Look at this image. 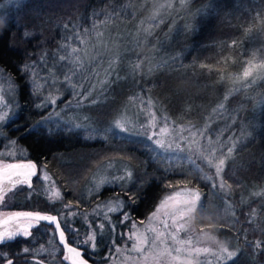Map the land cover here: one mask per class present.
Segmentation results:
<instances>
[{
	"label": "trees",
	"instance_id": "16d2710c",
	"mask_svg": "<svg viewBox=\"0 0 264 264\" xmlns=\"http://www.w3.org/2000/svg\"><path fill=\"white\" fill-rule=\"evenodd\" d=\"M3 12L0 30L6 19L10 23L0 33V65L15 78H20L17 64L56 54L67 33L90 20L96 24V88L88 99L97 102L85 100L73 109L79 114L68 113L75 114L76 125L111 128L107 142L85 139L83 128L66 135L60 123L29 134L27 129L47 108L34 107L40 102L20 78L19 118L9 123L20 129L9 135L26 152V160L43 159L62 188L68 180L75 203L82 207L97 196L96 191L83 193L95 166L108 159L128 160L135 176L124 188L135 196L128 209L134 219L152 212L169 184L198 182L202 194L197 211L206 216L201 223L210 229L218 225V236L237 248L238 260L228 264H264V79H259L264 69L260 76L243 78L247 61H264V0H24ZM142 101L173 126L197 127L216 117L212 129L225 125L227 134L241 133V142L225 157L226 190L209 188V181L190 164L155 155L163 159L162 166L144 165L141 157L155 160L148 154L150 143L145 146L144 136L119 133L114 127L121 114L140 109ZM66 171L69 175L63 176ZM35 187L18 188L12 208L57 211L59 202H47ZM110 191L124 195L116 185L98 193ZM97 237L101 250L109 240L119 239L107 225L103 238Z\"/></svg>",
	"mask_w": 264,
	"mask_h": 264
},
{
	"label": "rangeland",
	"instance_id": "374dc122",
	"mask_svg": "<svg viewBox=\"0 0 264 264\" xmlns=\"http://www.w3.org/2000/svg\"><path fill=\"white\" fill-rule=\"evenodd\" d=\"M22 1L24 0H0V13H4L3 11H6L10 7L13 8ZM73 49H75V51H73ZM56 51V54H53L52 56L38 62L36 61L34 64H19V69L17 72L24 83L25 72L28 73L27 80L30 82L31 92L26 86H24V89L28 91V94H35L33 96L37 102H41V96H44L45 98L49 96L52 98H57L56 105L47 108V111L43 112L42 116L45 117L49 116L50 113H54L48 120L45 121V125L48 124L51 126L53 124L60 123L64 125V129L69 125H76L77 123L73 122V115L71 114H79V111L74 112L73 110L79 107L77 104L72 103L71 107H65V103L68 101V98L74 97L71 94L69 86L66 82L67 78L71 76L72 85H74L76 88H79L82 92L85 89H88L90 86H93L92 91H94L96 88V24L92 23L90 20L86 24H82L79 29L72 31L71 33H67L65 42L62 43L60 48ZM81 66H83V69L87 71V75L82 80L78 74H73L75 73L76 69L80 68ZM21 69H24V71H21ZM262 74V69H257L253 76L256 77ZM20 78H15V76L10 71L6 72L0 67V115H6L8 117L5 122H0L1 135L4 134L8 136V130H6V128L4 129L3 127L17 114V92ZM259 79L263 80L264 75ZM142 103L143 104L140 105V109L135 107L133 112H129L125 115L121 114L116 120H119L125 127H134L138 129L140 125H146L148 123V114L151 113L156 116L158 127H164L165 125L164 123H161V121H164L165 117L156 115L149 106H146L143 101ZM220 117L222 116L220 115L219 118ZM215 119L216 117L209 119L204 124L193 127V129L196 131L205 127H210L211 130H215L216 134L211 135V142L212 145L216 147V155L221 156L225 160V157L228 155L227 147H233V145H237L238 142H241L243 137H241V133L236 134L231 132L227 134L225 125H220L215 129H212L211 124ZM38 121L39 119L34 120L33 125H35ZM167 127L171 134L165 135L164 137H161V139H163L166 144H172L173 150H161L153 143L147 141L144 135L137 136H144L143 139L145 140V146L150 143L148 145V154L155 158V160H150L146 157H141V159L144 160V165H150L151 167L162 166L164 162L163 159L155 157V155H160L165 157L166 160L169 158L171 162H175V164L185 166L190 164V162L183 159V157L189 155L192 149L203 150L207 147L206 142L199 135L195 136L194 139L187 141V143L176 139V137L180 135V129H186L191 126H173L167 121ZM239 128L242 130V123L239 124ZM173 129H175V131H173ZM68 132L69 131H64V134L67 135ZM183 135L187 136L188 133L184 132ZM11 141V139H7L2 143L1 147L3 146V148H0V163H12L20 160H26V152L23 151V149H21L17 144H12ZM177 145H179L180 149H183V151H175ZM189 145H191V148H189ZM9 153L13 154L12 159L8 158ZM205 154L207 155V153ZM77 155H80L79 152L76 154V157H74L75 159H78ZM69 158L70 156L67 155L66 160ZM192 159L196 160V163L199 164L201 168H203V171L198 173L201 179H203L205 173H207L209 176L213 175V173L207 167H204L203 164H200L199 159H197L195 155L192 156ZM95 167L96 168L92 171L84 184L83 193H85V196H88L91 191H96V193L101 192L105 186H115L116 184L113 183L115 177L123 176L126 174V172L131 171L133 175L130 179L127 181L118 182L123 184V186L128 187L132 184L133 178L135 176L128 160L108 159L99 163L98 166ZM193 170L195 169L193 168ZM44 171H46L47 174L52 177V181H54V183L42 181L41 179H38V182L36 183L35 177L32 180V186L36 185L38 187L33 188V191L34 189L37 191L40 190L47 199L52 188H59L63 199L57 206V213L61 216L62 220L63 217H67L69 215L67 211L62 210L63 203L77 205L78 208L73 209L74 211H83L89 220L95 221L96 218L93 216V209L97 205H99L101 209H104L105 205L117 195L115 191H110L106 195L104 194L102 196H96V198L89 201L85 207H82L75 203L76 200L72 197L73 192H70L68 189V180H65L64 182L62 181V184L64 185L62 188L57 182L58 177L53 176L52 173L46 168ZM61 174L63 176H67V174L69 175V171ZM40 175H42V173H40ZM219 179L223 180L222 172L220 173ZM213 182H215V180ZM169 185L174 187H167L166 193L161 197L154 210L150 212L144 219L132 218L129 223L120 224L118 222V215L112 214V222L116 224L115 234H117L119 239L117 241L114 239L109 240L101 250L97 237L96 244L98 252L96 253V260H100L101 264H205V258L203 256L198 257L196 255H186L183 253L193 252L196 248L211 249L212 252H219V247L221 246H226L229 252H234L236 254L234 260H238L237 248L235 247L234 243L229 240V238H222L218 236L221 234L218 231L219 226L217 225L214 227V229H210V224L201 223V220L206 216L205 214H201V212L197 211V206L201 202L202 194L199 183L177 181ZM185 188L189 189L187 194L180 195L177 199L169 201L166 208L158 211V209H160V205L166 200L167 197L172 195L177 196V192L182 193ZM219 190L224 191V189ZM13 196L14 194H11V200L8 202L10 206L0 207V211H13L11 209L12 202L14 200ZM47 202H49L48 199ZM41 204L43 206L46 205L45 203ZM153 213H156V215L153 216ZM217 217L219 218L220 216ZM75 219L81 222L80 219L72 217V221ZM165 220L168 221L169 225H171V220L175 222L176 228L179 230L178 232L173 233V237L179 242V254L171 252L173 242L167 238V231H165L164 225L162 223ZM210 220L213 221L212 218H210ZM82 224L84 225V223ZM133 224H135V228H133ZM93 227H95V223L93 224ZM152 229H155L156 233L165 232L163 242L157 240L153 243V236L155 233L151 231ZM170 230L171 229H169V231ZM86 233V227L83 232L80 231L81 235H85ZM134 233L143 234L148 238L149 243L148 245L143 246V251L138 252L133 248V245L136 243V241L134 239H129V237L133 236ZM161 234L163 235V233ZM98 235L100 234L97 233V236ZM110 241H114L115 247L120 249L118 253L110 247ZM189 244L191 247H186ZM56 251L57 250H54L52 252ZM106 253L111 256L110 260L103 259ZM224 259L225 261L229 262L227 256H225ZM207 261L208 264H218L217 257L212 255H208Z\"/></svg>",
	"mask_w": 264,
	"mask_h": 264
},
{
	"label": "snow or ice",
	"instance_id": "6c2138e0",
	"mask_svg": "<svg viewBox=\"0 0 264 264\" xmlns=\"http://www.w3.org/2000/svg\"><path fill=\"white\" fill-rule=\"evenodd\" d=\"M6 21V26L0 30V33L8 30L10 21L8 19H6ZM24 35L27 38V34L25 33ZM73 51H75V49H73ZM101 59H103V57H101ZM246 63L247 67L244 68L243 78L252 77L257 69H264V61H261L258 64H254L251 61H247ZM21 71H24V69H21ZM73 74H78L82 80L87 75V71L83 69V66H81L80 68L76 69L75 73ZM27 76L28 73L25 72V86L28 87L29 91L31 92V85L27 80ZM66 82L69 86L71 94L73 96H79L80 98L76 101H67L65 103V107H71L73 102L76 103L77 106H82L85 100H88L90 105L97 102L95 98L91 100L88 99L90 96H92L93 86H90L88 89L84 90V93H81L79 88H76L74 85H72L71 76L67 78ZM40 100V103L34 105L38 111L50 108L57 103V98H52L51 96L47 98L41 96ZM52 114L54 113H50L49 116H45L35 125L29 127L27 129L29 134L36 132L39 128L45 127V121L48 120ZM148 115V123L146 125H140L138 129L134 127H125L119 120H116L114 127L119 133L128 135L134 134L137 136L144 135L150 143H153L161 150H173L172 144H166L165 141L161 139V137L171 134L167 127L166 118L164 121H161V123H164L165 126L158 127L156 116L151 113ZM7 119L8 117L6 115H0V122H5ZM75 128H83L84 131L87 132V136L85 137L87 140H102L104 142H107V134L112 132L111 128H93L91 126L85 127L82 125H69L64 129H60V131H71ZM173 131H175V129H173ZM179 132L180 135H178L176 139L181 140L184 143H187V141L192 140L195 136L199 135L207 144V147L203 150L192 149L191 153L183 157V159L188 160L192 168L200 173L203 171V168H201L200 165L196 163V160L192 159V156L195 155L196 158L199 159L200 164H203L204 167H207L213 173L212 176H209L207 173H205L203 177V179L209 181V188L225 189L228 187V185H226L222 179H219L220 173L224 168L225 160L221 156L216 155V147L212 145L211 135L216 134L215 130H211L210 127H205L203 129L194 131L193 127H189L186 129H180ZM184 132H187L188 135L184 136ZM233 147H227V152L229 154H231ZM189 148H191V145H189ZM175 151H183V149H180L179 145H177ZM205 153H207V155ZM8 158L12 159L13 154L9 153ZM150 158L155 159L154 157ZM44 169L45 164L43 159H41L39 163L30 159L27 163H0V207L10 206L8 202L11 200V194H14L18 187H27L31 189L32 180L34 177H37L42 181L54 183V181H52V177H50L47 172L44 171ZM40 173H42V175H40ZM132 175L133 173L129 171L123 176L114 178L113 183H115L117 187L121 188V191L124 195L122 197L121 195L117 194L108 204L105 205L104 209H101L99 205H97L93 209V216L96 218L95 221L89 220L83 211H74L73 209L78 208V206L68 203L62 204V210L69 213L67 217H63V225L61 223L60 215L41 214L38 211H0V247L15 241L17 237L31 238L33 236L32 229L35 228L39 231L41 223L44 222L46 225L55 229V232L50 233V235L55 237L56 242L59 245V250L63 253V264H89L90 260H95L96 264H101V261L96 260L95 257V254L98 252L96 244L97 233L100 234L102 239L106 225L109 230L112 232L115 231L116 224L112 222V214L118 215V222L120 224H127L132 220L128 209L133 207L135 203V196L128 195V190L124 188L123 184L118 183L119 181H127L132 177ZM214 180L215 182H213ZM168 187L174 186L169 185ZM188 190V188H185L182 193L177 192V196L172 195L167 197L166 200L160 205V209H158V211L166 208L169 201L177 199L180 195L187 194ZM97 196H99V193H97ZM47 199L50 203L62 201L63 197L60 189L55 187L52 188ZM155 215L156 213H153V216ZM72 217H76L80 219L82 223H84L85 227L87 228V233L85 235H80L79 229L72 227ZM94 223L95 227H93ZM162 223L164 225L165 231H167V238L173 242L171 252L179 254V242L173 237V233L179 231L176 228V223L172 220L171 225H169L167 220L163 221ZM135 227V224H133V228ZM65 229H67V232ZM169 229L171 230L169 231ZM151 231L155 233L153 236V243L157 240L163 242L165 232L156 233L155 229H152ZM68 233H71V241L69 240ZM161 233H163V235ZM129 239H134L136 241V243L133 245V248L138 252L143 251V246L148 245L149 243L148 238L143 234L134 233L133 236L129 237ZM109 243L110 247L115 252L118 253L120 251L119 248L115 247L114 241H110ZM186 247H191V245L189 244ZM39 251L45 252L46 250L41 248ZM29 254L35 255V252L30 250L28 247H23L21 252L15 255L24 256L26 260ZM183 254L196 255L198 257L203 256L205 258V264H208V255L217 257L218 264H228V261H225L224 259L225 256H227L228 260L231 261L234 260L236 255L234 252H229L226 246L219 247V252H212L211 249L196 248L193 252H185ZM103 259L110 260L111 256L106 253ZM0 260L4 261L5 264H17L16 260L4 252H0Z\"/></svg>",
	"mask_w": 264,
	"mask_h": 264
},
{
	"label": "flooded vegetation",
	"instance_id": "af4514ba",
	"mask_svg": "<svg viewBox=\"0 0 264 264\" xmlns=\"http://www.w3.org/2000/svg\"><path fill=\"white\" fill-rule=\"evenodd\" d=\"M0 67L2 68V70L6 72L8 71L4 66L0 65ZM16 69L18 71L19 64H17ZM18 111H19V106L17 109V114L11 120L12 122L16 121L19 118ZM11 121L8 122V124H6L3 127L4 129L6 128V130H8L7 131L8 136L4 134L1 135V132H0V148H3V146L1 147V145L7 139H11L12 144L14 145L17 144L14 140L15 138L10 137L9 134L10 133L15 134L20 129V126L9 125V123L11 124ZM11 209L13 211H38L42 214L58 215L57 211L50 212V211H44V210L32 209V208H25V209L11 208ZM61 223L63 225L62 219H61ZM72 224H73L72 227L79 229V232L80 231L83 232L85 230V226L82 224V222H80L77 219L72 221ZM65 231L67 232V229H65ZM32 232H33V236L31 238L17 237L15 241L10 242L4 245L3 247H0V252L7 253L11 258L17 261V264H41V262L42 264H63V261H62L63 253L59 250V245L57 244L55 237L50 235V233L55 232V229L51 226L46 225L44 222H42L40 226V230L38 231L37 229L34 228L32 229ZM68 236H69V240L71 241V233H68ZM23 247H28L30 250L35 252V255L29 254L26 260L24 256L15 255V254H19ZM41 248H44L46 251L40 252L39 250ZM54 250H57V251L52 252ZM95 257H96V254H95ZM3 263L5 262L0 260V264H3ZM89 264H96V261L90 260Z\"/></svg>",
	"mask_w": 264,
	"mask_h": 264
},
{
	"label": "water",
	"instance_id": "95a60500",
	"mask_svg": "<svg viewBox=\"0 0 264 264\" xmlns=\"http://www.w3.org/2000/svg\"><path fill=\"white\" fill-rule=\"evenodd\" d=\"M33 161V160H32ZM28 162V160H20V161H16V162H12V163H27ZM42 214V213H41ZM3 264H5V263H3Z\"/></svg>",
	"mask_w": 264,
	"mask_h": 264
}]
</instances>
